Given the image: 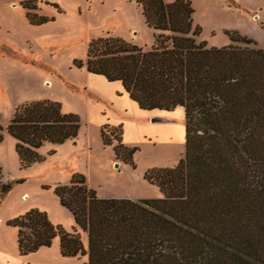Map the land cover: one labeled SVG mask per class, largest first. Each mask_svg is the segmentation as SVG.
<instances>
[{
	"label": "trees",
	"instance_id": "obj_1",
	"mask_svg": "<svg viewBox=\"0 0 264 264\" xmlns=\"http://www.w3.org/2000/svg\"><path fill=\"white\" fill-rule=\"evenodd\" d=\"M134 1L154 31L151 47L98 36L74 65L120 82L140 110L182 108L184 157L145 173L163 196L155 200L98 198L73 175L55 194L76 228L66 232L30 210L9 222L18 254L48 248L58 237L60 255L86 257L83 264H264V48L237 33L230 38L243 46L197 42L190 0ZM23 7L30 23L48 20L34 19L33 0ZM79 127L77 116L45 99L16 107L6 131L20 169H27L44 160L43 144L73 141ZM100 133L104 146L115 139V161L133 166L136 149L122 143L121 127L103 125ZM2 179L0 167V196L11 189ZM77 228L87 234V249Z\"/></svg>",
	"mask_w": 264,
	"mask_h": 264
},
{
	"label": "rangeland",
	"instance_id": "obj_2",
	"mask_svg": "<svg viewBox=\"0 0 264 264\" xmlns=\"http://www.w3.org/2000/svg\"><path fill=\"white\" fill-rule=\"evenodd\" d=\"M25 1L0 0V167L3 182L11 185L0 196V262L4 253L18 257L24 262L21 264L62 258L58 237L48 248L19 257L17 228L9 222L38 210L54 226L71 232L76 228L73 216L61 206L55 189L68 185L73 175H82L98 198L161 199L159 189L144 179L145 173L172 168L185 153L182 108L140 110L120 82H109L89 74L84 65H74V60L84 62L88 42L98 36L111 34L145 49L151 47L154 31L145 24L141 7L134 0H33L35 7L29 11L34 19L48 18L41 24L28 21ZM190 2L194 9L192 29L200 28L195 35L197 42L207 47L243 46L230 38L237 33L264 48V0ZM131 28L139 33L130 36ZM45 99L58 102L63 114L77 116V137L61 145L43 144L38 153L44 160L20 169L15 140L7 133V125L16 107ZM153 118L162 120L152 122ZM103 125L121 127L123 144L136 149L133 166L115 161V139L111 145H103ZM77 231L87 249L86 232ZM62 259L87 260L80 255Z\"/></svg>",
	"mask_w": 264,
	"mask_h": 264
},
{
	"label": "crops",
	"instance_id": "obj_3",
	"mask_svg": "<svg viewBox=\"0 0 264 264\" xmlns=\"http://www.w3.org/2000/svg\"><path fill=\"white\" fill-rule=\"evenodd\" d=\"M136 3V2H135ZM132 33H135L136 35L139 33L138 31H137V29L136 28H131L130 29V32H129V34H130V36H131V34ZM135 37H137V36H135ZM122 38H124V37H122ZM130 40H132V41H134V42H137V41H135L134 40V37H128ZM126 40H127V38H126ZM138 107V106H137ZM162 119H159V118H153L152 119V122H155V121H161ZM111 127H116V126H112V125H110ZM122 135H123V133H122ZM123 138V137H122ZM123 143V142H122ZM16 154V153H15ZM121 162H119V164H120ZM131 200H133V199H131ZM134 201H136V200H134ZM19 256V255H18ZM20 257V256H19ZM62 257V256H61ZM62 258H64V257H62ZM59 259V260H57V259H55L54 258V260H52V261H50V262H45V263H29V264H83L82 262H80V261H78V260H75V261H70V260H68V261H66V259L64 260V259ZM61 260V261H60ZM21 263H24L23 261H21L18 257H13V256H9V255H7V254H4L3 253V256H2V261L0 262V264H21Z\"/></svg>",
	"mask_w": 264,
	"mask_h": 264
}]
</instances>
